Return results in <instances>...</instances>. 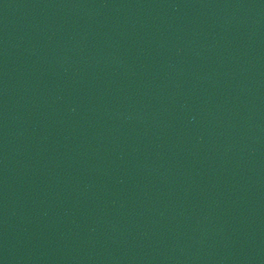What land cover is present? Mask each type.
<instances>
[{
	"label": "water",
	"instance_id": "95a60500",
	"mask_svg": "<svg viewBox=\"0 0 264 264\" xmlns=\"http://www.w3.org/2000/svg\"><path fill=\"white\" fill-rule=\"evenodd\" d=\"M0 264H264V0H0Z\"/></svg>",
	"mask_w": 264,
	"mask_h": 264
}]
</instances>
